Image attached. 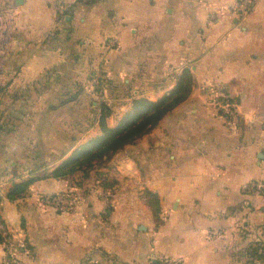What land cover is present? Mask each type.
Here are the masks:
<instances>
[{
  "label": "crops",
  "instance_id": "0c3cea01",
  "mask_svg": "<svg viewBox=\"0 0 264 264\" xmlns=\"http://www.w3.org/2000/svg\"><path fill=\"white\" fill-rule=\"evenodd\" d=\"M237 1L0 0V92L9 96L0 103L11 124L0 126L1 218L27 235L26 264H159L165 255L264 264V198L248 204L241 191L264 180V0L244 17ZM186 68L193 92L121 151L113 188L105 168L90 179L39 177L7 198L13 181L52 170L100 134L103 103L114 126L134 98L162 97ZM95 73L108 80L100 95ZM221 88L238 128L214 97ZM69 188L85 194L72 212L38 202ZM146 189L158 195L160 225Z\"/></svg>",
  "mask_w": 264,
  "mask_h": 264
},
{
  "label": "trees",
  "instance_id": "16d2710c",
  "mask_svg": "<svg viewBox=\"0 0 264 264\" xmlns=\"http://www.w3.org/2000/svg\"><path fill=\"white\" fill-rule=\"evenodd\" d=\"M193 86V73L190 68H186L178 76L175 87L162 97L158 99L146 96L134 98L131 108L122 114L114 126L109 125L107 121L112 112L111 108L103 103L100 116L101 133L77 147L46 176L68 178L78 171L88 175V170L95 166L96 162L101 163L111 159L117 151L151 131L168 112L190 96ZM38 178L39 176H36L14 182L7 191V198L16 200L24 196ZM153 195L158 198L156 193ZM1 200L0 198V202ZM2 223L4 224L3 220ZM3 233L0 230L1 241L4 239Z\"/></svg>",
  "mask_w": 264,
  "mask_h": 264
},
{
  "label": "built area",
  "instance_id": "2783aa9c",
  "mask_svg": "<svg viewBox=\"0 0 264 264\" xmlns=\"http://www.w3.org/2000/svg\"><path fill=\"white\" fill-rule=\"evenodd\" d=\"M256 0H238L234 7V11L237 16L244 17L251 12L255 5ZM112 45L116 42L112 41ZM95 84L98 87L99 92H101L104 85V80L94 78ZM219 92V91H218ZM224 92V93H223ZM221 93V92H220ZM222 93L226 96L223 99L222 105L226 108V115L229 124L233 128H238V114H237V104L233 102L230 96L222 89ZM242 193L247 197L246 202L250 204V199L248 197L258 196L264 198V180L263 179H252L242 184ZM84 201L83 196L76 190L67 192L65 194H57L54 196H47L43 198V202L51 203L64 210L66 209H76ZM73 211V210H72ZM6 250V258L4 264H26L21 257L22 254L30 253L31 248L29 246L28 240L25 235L22 234H9L8 239L3 241ZM164 264H184V260L181 257L174 256H160Z\"/></svg>",
  "mask_w": 264,
  "mask_h": 264
},
{
  "label": "rangeland",
  "instance_id": "374dc122",
  "mask_svg": "<svg viewBox=\"0 0 264 264\" xmlns=\"http://www.w3.org/2000/svg\"><path fill=\"white\" fill-rule=\"evenodd\" d=\"M241 17V16H240ZM100 78V79H102V80H104V85H103V87H102V90H101V92H99V90H98V87L96 86V84H95V81H94V87H95V89H94V92L96 93V95H100L103 91H104V89L105 88H107V86H108V80L104 77V75L102 74V73H95L94 74V76H93V80H94V78ZM193 88H194V86H193ZM219 92L218 93H215L214 94V97L217 99V101H220V102H223V99L225 100L226 99V96L222 93V88L221 89H219L218 90ZM225 91V90H224ZM192 92H193V89H192ZM191 92V93H192ZM221 92V93H220ZM0 96H2V98L0 99V101L3 103V102H6L7 100H8V97L9 96H6V94L4 93V92H0ZM191 95V94H190ZM4 96V97H3ZM4 105L3 104H1L0 103V126L2 127V126H4L5 128H11L10 127V122H8V121H6V120H4V116H3V114L1 113V111L3 110V107ZM222 108H224V107H222ZM159 124V123H158ZM157 124V125H158ZM156 125V126H157ZM1 127H0V131H1ZM144 136V135H143ZM141 138V137H140ZM139 139V138H138ZM135 141H137V140H135ZM135 141L134 142H132V143H135ZM132 143H129V144H132ZM129 144H127L124 148H122V149H120L119 151H117L112 157H111V159H109V160H105V162H101V163H95V166H93L92 168H90L89 170H88V175H84L83 173L84 172H82V171H78V172H76L75 174H77V173H79L80 174V176H82L83 178H86V177H89L88 179H90V178H92V177H94V176H97V177H101L100 176V173L101 172H103V170L105 169V168H109V175H108V178H106V180H105V183H104V185L106 186V187H110V188H113V186H115V185H117V182H118V171H117V169L115 168L116 167V164L122 159V158H120L121 157V155L120 154H122L121 153V151L122 150H125L126 148H127V146H129ZM55 168V167H54ZM53 168V169H54ZM52 169V170H53ZM52 170H43V171H40L39 173L41 174L39 177H46V175L47 174H49ZM105 170H107V169H105ZM74 174V175H75ZM74 175H72V176H70V177H68V178H72ZM37 176V175H36ZM36 176H31V177H36ZM31 177H28V178H31ZM28 178H25V179H28ZM25 179H22V180H25ZM21 181V180H20ZM82 181V180H81ZM14 182H16V181H13L12 182V184L14 183ZM80 182V181H79ZM107 183V184H106ZM11 184V185H12ZM11 185H9V186H11ZM8 189H9V187L7 188V190H5V192H6V194H7V191H8ZM74 190H76L77 192H79L82 196H83V198L85 197V194L82 192V191H79V189H74V188H69V189H66V190H62V191H59V192H57V193H51V194H44V195H42V196H40V199L38 198V202H39V204L41 203L42 205L41 206H46V208H48V206H50V208H53L54 210L56 209V210H58V211H61V212H72V210H76L79 206H81L82 204H80L76 209H66V210H64V209H62V208H59V207H57V206H55V205H53V204H51V203H45V202H43V198L44 197H47V196H54V195H57V194H65V193H67V192H70V191H74ZM148 191V192H147ZM146 195H147V197H148V202L153 206V208L155 209V212H156V221H157V225H160L161 224V221H162V219H161V217H160V202H159V199L157 198V197H154V192L153 191H150L149 189H146L145 190V192H144ZM152 193V194H151ZM3 194H5V193H3ZM0 195V198L2 199L1 200V202H0V208L2 209V206H3V198H4V195ZM43 203H45V204H43ZM23 205V204H22ZM23 206H25V205H23ZM0 215H1V211H0ZM0 230L1 231H3L4 233V239H3V241H6L7 239H8V235L9 234H13V233H15L14 231H11V232H9L6 228H5V226H4V224L2 223V218L0 217ZM16 234H22V232H16ZM23 234L25 235V237L27 238V235L25 234V232H23ZM28 240V239H27ZM28 243H29V241H28ZM257 251L258 250H254L253 251V253H257ZM258 253H260V252H258ZM257 253V254H258ZM261 254V253H260ZM262 255H264V253H262L261 254V256H258V257H263ZM166 256V255H165ZM158 262H159V264H164V262L162 261V259L160 258V257H158ZM255 263V261L253 262V264ZM255 264H262V263H258V262H256Z\"/></svg>",
  "mask_w": 264,
  "mask_h": 264
},
{
  "label": "water",
  "instance_id": "95a60500",
  "mask_svg": "<svg viewBox=\"0 0 264 264\" xmlns=\"http://www.w3.org/2000/svg\"><path fill=\"white\" fill-rule=\"evenodd\" d=\"M24 0H17L18 4H22Z\"/></svg>",
  "mask_w": 264,
  "mask_h": 264
}]
</instances>
